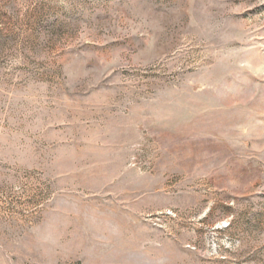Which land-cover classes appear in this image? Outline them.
<instances>
[{
	"label": "rangeland",
	"instance_id": "374dc122",
	"mask_svg": "<svg viewBox=\"0 0 264 264\" xmlns=\"http://www.w3.org/2000/svg\"><path fill=\"white\" fill-rule=\"evenodd\" d=\"M0 264H264V0H0Z\"/></svg>",
	"mask_w": 264,
	"mask_h": 264
}]
</instances>
